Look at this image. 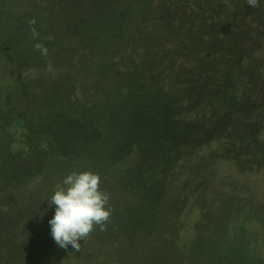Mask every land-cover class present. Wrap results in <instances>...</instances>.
I'll return each mask as SVG.
<instances>
[{
  "label": "trees",
  "instance_id": "16d2710c",
  "mask_svg": "<svg viewBox=\"0 0 264 264\" xmlns=\"http://www.w3.org/2000/svg\"><path fill=\"white\" fill-rule=\"evenodd\" d=\"M42 1H0V103L12 112L11 153L32 158L9 198H36L14 211L16 225L0 222V238L15 234L0 243V264H185L171 250L169 221L175 207L200 206L190 197L207 188L179 181L167 190L170 165L178 160L179 169L203 150L211 163L230 162L246 189L253 170H264V3ZM40 33L49 38L46 53L33 38ZM74 80L84 98L75 117L64 100ZM244 83L250 89L240 97ZM249 100L255 110L246 127L237 108L246 114ZM214 140L220 151L207 144ZM73 170L101 176L111 210L79 251L59 247L48 223L47 201ZM220 193L202 264H264V204Z\"/></svg>",
  "mask_w": 264,
  "mask_h": 264
},
{
  "label": "rangeland",
  "instance_id": "374dc122",
  "mask_svg": "<svg viewBox=\"0 0 264 264\" xmlns=\"http://www.w3.org/2000/svg\"><path fill=\"white\" fill-rule=\"evenodd\" d=\"M41 2L44 3V1L42 0ZM9 27L10 26L7 25L6 29H8ZM3 37L5 38L4 34H0L1 40H3ZM33 38H35V40L39 42H43L41 47L45 46V48H42L45 51V53L47 52L48 48H51V45L47 46L46 44L47 41L49 42V38L47 36H44L43 33L33 36ZM6 55L7 54L3 55V57ZM15 59L14 61L18 60V59L17 60ZM4 60H5V57H4ZM1 72L2 71L0 70V73ZM97 78L102 82L103 81L107 82V77H101V75H99ZM248 81H250V83H247V84L250 87H252L253 85H256L255 83L257 80L254 78L252 80L248 79ZM78 84H80L79 80H74V82H71L70 84L71 86L68 84L69 92L67 93L64 100H65V103L66 102L69 103L70 107L68 108L65 107L69 115L72 114L73 112L75 113V110H76L75 106H78L80 109H82V101H83L82 99L84 98L81 97V93H79L77 90L79 87ZM0 89H2L1 74H0ZM248 89L250 88L246 87L244 83V86L240 90L241 92L239 91V95L240 93L242 94L240 97H243L244 93H246ZM91 102H94V99ZM247 102L248 103L246 105L250 104L251 100ZM246 105H243V108ZM8 110L9 108H7V106H2V104L0 103V160L4 159L3 167H1L2 163H0V167H1L0 177H2L5 180V183H2L0 181V222H2L5 225L9 224V225L14 226L17 224V221H14L16 220V217L15 218L13 217L14 211L23 209L24 207L23 205H25L24 202L26 200H27L26 202H28V200L29 202H32V206L33 205L36 206V198L32 197L30 199L27 198L26 200L21 199L20 196L16 192L15 194L14 193L12 194L13 196L11 200L9 198L11 197L10 190L13 184L15 182H21L22 180L20 179L22 176L19 175L20 174L19 169L21 167H24L25 170H28L27 166L29 165V161L32 158L28 157L26 153H23V155L22 156L20 155V157H19V154L14 155L13 153H11L12 152L11 150L12 141H11L10 132L8 130L9 129L8 126L11 120L10 118H11L12 112ZM238 110H240L242 118L244 117L247 123L243 122V119H242V122L244 123L246 127H249L250 125L249 122L251 119L252 112L255 110V106L254 105L250 106L249 112H246V114L244 115L242 114L241 109L237 108V111ZM5 112H7V115L5 114ZM75 115L76 113L74 114V117ZM72 117L73 115L71 116V118ZM251 135L253 137H255V135L256 137L258 136L257 133L251 134ZM219 138L220 137H217V139ZM215 140L213 141L215 143L208 142L207 144L208 145L212 144L210 145L211 148L220 151L221 147L217 145L219 141H215ZM202 152L203 150L200 153L191 154V156L192 155L193 156L187 157L186 163L184 162L183 165L179 164L181 165L179 169L177 168L178 164L175 165L176 162L178 163V160H176L173 164L170 165L169 172L165 173L164 183H165V188H167V190H168V182H170L171 185H174V183L179 182V181L180 183L182 182L183 185H185L184 182H191L193 184H201V186H206L207 188V192L203 193L201 197L199 196L190 197L192 201H196L197 204H199L200 206L192 207L188 205V206H185L183 210H181L183 206L175 207L176 209H173L174 218L169 221L170 225H168V228H169L168 235L171 234V236H173L174 239H177L175 242H173V245L171 246V250L173 249L174 253L178 255L180 254L182 257V260L185 261V264H195L196 258L197 260H199V264H202V259H201L202 256L199 255L200 254L199 252L204 253L205 251H203V248L205 247V243L206 242L209 243V238L211 237L210 228H211V225L214 224L212 222V219H215V218L217 219V216H218V214L216 213V210H218L219 208L218 206H220L219 205L220 200L218 201L216 197L218 196V194H221L220 192H222L223 194L231 193L232 195H237L239 192H241L246 197H249L250 199L257 198L258 203L264 204L263 203L264 202V190L262 191L261 195L258 194L259 197H257V194L254 191V188H257V184H255L256 183L255 181H257L258 178H261L264 180V170L262 169L253 170L254 173L251 175V177L253 178L250 181L247 180V183H249L248 184L249 188L246 189L247 184L245 182H242L238 179L237 181L235 178L232 177L234 175L232 176L230 175V172L232 171L231 168H233L231 167L230 162L228 163L226 160L224 164H219L220 161H218L216 164H215V161L211 163L207 158H205V155ZM200 154H202V156ZM200 158H203V159H200ZM193 161L199 162L200 166L198 167V169H196V165L193 163ZM5 171H9V173L3 174ZM207 173H209L208 176H206ZM261 181L259 185L263 187L264 184H262ZM8 186H9V189L7 190ZM258 189L260 188L258 187ZM175 214L177 215V217L175 216ZM4 217L7 218V221L5 223L2 221ZM238 226H235L234 228ZM9 237L15 238V234L14 235L6 234L4 239L0 238V243L5 242V240L7 241V238ZM263 242L264 241L262 240L260 242L261 245H259L260 249L262 250H264ZM223 255L224 253L220 252L219 256L221 258L223 257ZM158 260L159 262H163L166 259L164 258V255H160ZM219 262L220 264H222V261H219ZM182 264H184L183 261H182Z\"/></svg>",
  "mask_w": 264,
  "mask_h": 264
},
{
  "label": "clouds",
  "instance_id": "9594fccd",
  "mask_svg": "<svg viewBox=\"0 0 264 264\" xmlns=\"http://www.w3.org/2000/svg\"><path fill=\"white\" fill-rule=\"evenodd\" d=\"M264 0H247L255 9ZM101 176L92 171L73 170L63 177L49 198L48 206L54 214L48 221L50 234L61 248L80 249L83 241L96 225L103 230L111 210L107 207L109 194L100 187Z\"/></svg>",
  "mask_w": 264,
  "mask_h": 264
}]
</instances>
